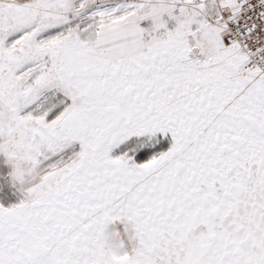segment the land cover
<instances>
[{
	"label": "snow or ice",
	"instance_id": "1",
	"mask_svg": "<svg viewBox=\"0 0 264 264\" xmlns=\"http://www.w3.org/2000/svg\"><path fill=\"white\" fill-rule=\"evenodd\" d=\"M0 264H264V0H0Z\"/></svg>",
	"mask_w": 264,
	"mask_h": 264
},
{
	"label": "rangeland",
	"instance_id": "2",
	"mask_svg": "<svg viewBox=\"0 0 264 264\" xmlns=\"http://www.w3.org/2000/svg\"><path fill=\"white\" fill-rule=\"evenodd\" d=\"M6 173L7 168L0 166V203L5 206L16 202L20 198V193L12 186Z\"/></svg>",
	"mask_w": 264,
	"mask_h": 264
}]
</instances>
